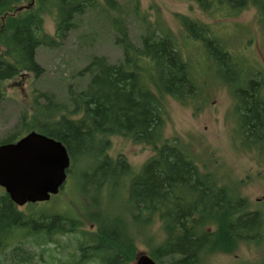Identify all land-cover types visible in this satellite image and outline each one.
<instances>
[{"label": "trees", "instance_id": "16d2710c", "mask_svg": "<svg viewBox=\"0 0 264 264\" xmlns=\"http://www.w3.org/2000/svg\"><path fill=\"white\" fill-rule=\"evenodd\" d=\"M18 1L21 0H0V16L6 19L0 24V83L21 69L39 75L42 68L35 60V49L43 44L54 46L73 27L75 14L98 5L97 0H33L32 7L14 14L13 4ZM192 1L205 11L213 4L212 0ZM216 1L233 11L254 5L264 19V0ZM104 3L108 11L120 9L117 0ZM46 13L55 15V36L44 32ZM181 22L188 35L204 45L208 62L218 66L216 77L232 87L244 143L247 138L250 143L264 142L261 80L248 74L240 76L239 70L236 72L239 62L206 25L187 17ZM110 23L118 33L123 61L112 64L103 56H93L79 71L80 75L89 76L86 87L79 91L69 87L70 109L54 101L52 94L40 92L38 97L44 103L36 104L35 100L37 108L31 129L60 140L70 162L75 156L94 150L93 171L87 184L96 180V185L101 186L108 177H114L115 183L123 180L133 207L130 222L140 225L157 216L164 238L149 251L157 264H202L199 255L203 252L232 250L238 239L259 229L260 214L243 211L240 198L217 186L209 175L200 174L195 162L175 140L163 139L164 96L183 102L195 88L190 63L176 45L171 30L147 27L141 46H135L120 12L112 16ZM111 135L151 145L154 154L138 172H133L123 156L112 159L105 154ZM16 139L11 134L0 143ZM41 213L44 212L36 209L25 213L4 191L0 193V264L42 261L54 236L72 232H78L80 238L68 257L58 260L59 264H124V255L128 261L132 257L134 244L130 232L125 234L122 222L114 218L113 226L106 218H100L96 229L87 232L75 231L73 223H66L65 220H72L66 215ZM228 241L227 247L220 246Z\"/></svg>", "mask_w": 264, "mask_h": 264}, {"label": "rangeland", "instance_id": "374dc122", "mask_svg": "<svg viewBox=\"0 0 264 264\" xmlns=\"http://www.w3.org/2000/svg\"><path fill=\"white\" fill-rule=\"evenodd\" d=\"M97 1L98 5L74 15L73 27L63 39H57L54 46L43 44L35 49V60L42 68L39 75L21 69L14 77L0 83V141L11 134L18 138L33 130L31 119L36 104L44 103L38 97L40 92L52 94L54 101L70 109L69 87L73 91L86 87L89 76L80 75L79 71L93 56H103L112 64L123 61L118 33L110 23L112 16L120 12L135 46H141L147 27H166L190 63L195 88L192 96L183 102L164 96L163 139L175 140L195 162L200 174L209 175L217 186L240 198L243 211H257L261 217L259 229L238 239L232 250L205 251L199 257L202 264H264V142L250 143L247 138L244 143L232 87L216 77L218 66L208 62L204 45L190 37L181 22L187 17L206 25L210 34L239 62L236 72L239 70L240 76L248 74L261 80L264 97V19L259 10L249 4L233 11L216 0H212L213 4L206 11L192 0H117L120 9L108 11L104 9V0ZM32 5L31 0L18 1L13 4L12 12H22ZM2 17L0 24L6 20ZM55 25L54 13L43 15L46 34L55 36ZM236 72L234 69V74ZM230 74L233 75L232 70ZM24 123L28 127H23ZM88 153L72 159L66 181L56 195L34 206L25 204L18 208L25 213L36 209L44 215H66L72 218L65 220L66 223H73L75 231H94L100 218H106L113 226L116 219L124 225L125 234L130 232L134 250L128 262L135 264L138 255L149 254L150 248L162 242L164 231L160 221L154 216L144 224L130 222L133 207L123 180L115 183L114 177H108L101 186L96 185V180L87 184L95 151ZM105 154L112 159L123 156L131 170L138 172L154 154V149L124 136L111 135ZM3 191L0 187V193ZM78 238V232L54 236L42 261L35 259L34 263L59 264V259L68 257L75 249ZM228 243L220 246L227 247Z\"/></svg>", "mask_w": 264, "mask_h": 264}, {"label": "water", "instance_id": "95a60500", "mask_svg": "<svg viewBox=\"0 0 264 264\" xmlns=\"http://www.w3.org/2000/svg\"><path fill=\"white\" fill-rule=\"evenodd\" d=\"M69 165L65 145L36 130L13 142L0 143V187L18 207L56 195L66 181ZM135 264L156 262L142 253Z\"/></svg>", "mask_w": 264, "mask_h": 264}, {"label": "flooded vegetation", "instance_id": "af4514ba", "mask_svg": "<svg viewBox=\"0 0 264 264\" xmlns=\"http://www.w3.org/2000/svg\"><path fill=\"white\" fill-rule=\"evenodd\" d=\"M33 3V0H31V4ZM124 264H128V259L127 256L124 255ZM157 264V263H156Z\"/></svg>", "mask_w": 264, "mask_h": 264}]
</instances>
